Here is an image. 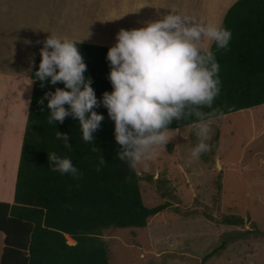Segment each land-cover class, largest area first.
Listing matches in <instances>:
<instances>
[{
  "label": "trees",
  "instance_id": "1",
  "mask_svg": "<svg viewBox=\"0 0 264 264\" xmlns=\"http://www.w3.org/2000/svg\"><path fill=\"white\" fill-rule=\"evenodd\" d=\"M220 25L230 30L231 39L226 49L211 45L220 79L213 108L226 114L264 103V0H236ZM77 47L86 64L84 76L91 80L98 101L93 111L104 119L92 133V144L83 141L81 127L71 115L63 123L49 124L45 94L67 89L62 82L51 84L50 78L42 86L34 77L40 53L35 57L13 201H0V232L4 233L0 264H109L103 230L144 227L166 207V203L150 207L142 202L139 181L145 175L117 156L120 146L114 121L102 104L103 93L112 91L107 59L112 46L77 42ZM194 120H173L168 127L192 125ZM56 132L69 135L71 150ZM53 152L70 158L79 177L51 171L48 154ZM100 157L105 164H100Z\"/></svg>",
  "mask_w": 264,
  "mask_h": 264
},
{
  "label": "rangeland",
  "instance_id": "2",
  "mask_svg": "<svg viewBox=\"0 0 264 264\" xmlns=\"http://www.w3.org/2000/svg\"><path fill=\"white\" fill-rule=\"evenodd\" d=\"M160 1L165 10L155 8V20L172 9L200 22L220 25L224 12L236 0ZM135 2L25 0L18 12L27 10V18L39 22L33 27H39L34 31L35 41L42 30L44 41L55 35L100 46L111 42L114 46L121 29H138L147 24L142 11L128 9ZM10 7L9 15L15 14L16 8ZM39 8L50 14L49 25L42 26V17L33 15ZM112 10L123 14L121 21L106 22ZM9 15H4L5 23ZM103 17L104 22L100 21ZM122 23L126 26L122 27ZM88 32V39L94 38V43L87 41ZM39 44L40 48L44 46L42 41ZM6 61L2 66L9 65V59ZM25 62L30 66L32 59ZM25 89L24 101L29 102L32 87L26 85ZM7 106L12 104L6 103L5 111ZM211 127L207 141L211 151L199 160L190 157L198 140L195 129L188 125L176 128L179 134L149 162L147 171L140 165L135 168L145 175L139 181L142 202L150 207L166 203V207L151 216L144 227L104 229L109 264H264V103L219 115Z\"/></svg>",
  "mask_w": 264,
  "mask_h": 264
},
{
  "label": "clouds",
  "instance_id": "3",
  "mask_svg": "<svg viewBox=\"0 0 264 264\" xmlns=\"http://www.w3.org/2000/svg\"><path fill=\"white\" fill-rule=\"evenodd\" d=\"M90 35L88 32L86 38ZM230 39V30L222 25L200 22L175 11L142 28L121 29L117 33L115 45L107 52L112 91L103 93L102 104L114 121L115 140L120 146L117 156L121 161L132 169L140 165L147 171L149 162L164 152L165 145L180 132L168 126L173 120L192 117L198 142L190 151L191 159L199 160L211 151L207 141L211 138L212 121L222 115L213 108L220 92V79L211 45L226 49ZM40 56L35 79L43 86V81L50 78L51 84L62 82L67 89L57 88L45 94L50 110L48 123H63L71 115L81 127L83 141L92 144V133L104 117L93 111L98 101L91 80L84 76L86 64L77 42L49 35ZM32 82L30 79L28 85ZM23 102L27 113L29 102ZM205 108L211 111H203ZM56 135L71 150L69 135ZM92 151L97 149L92 147ZM48 159L51 171L79 177L70 158H60L53 152ZM100 164H105L102 157Z\"/></svg>",
  "mask_w": 264,
  "mask_h": 264
},
{
  "label": "crops",
  "instance_id": "4",
  "mask_svg": "<svg viewBox=\"0 0 264 264\" xmlns=\"http://www.w3.org/2000/svg\"><path fill=\"white\" fill-rule=\"evenodd\" d=\"M24 1L25 0H0V201L6 202H12L14 195L17 159L19 157L21 139L27 115L24 110L23 102L26 93L25 87L26 85L32 87V83L28 85L29 80L31 79L29 78L30 72L35 57L40 53L41 48L39 43L41 41L44 43V32L42 30L38 39L35 41L36 35L34 31L38 30L39 27L37 29H33V27L39 24V22L35 19L31 20L27 18V10L21 12L23 14L18 12L20 4ZM135 1V4L133 3L128 9L136 11V13L142 11L141 13H144L143 15L146 17V23H150L153 20L156 21L153 17V13L156 10L155 8L159 7L165 10V5L160 0ZM11 5L12 8H16V12L13 15H9L8 13ZM148 5H151V7ZM43 9L44 11H41L39 8L38 12H33V15L35 14L36 17L40 15L42 17V26L46 24L49 25L47 18L50 14L45 12V8ZM167 11H172V9H168ZM6 14L9 15V22L7 21L5 23L4 15ZM122 16V13L112 10L106 16V22L109 21L110 23H114L116 21H121ZM104 20V17L100 19L102 22H104ZM20 24L22 25L21 27ZM28 26H30L32 31H29ZM125 26L126 23H122V27ZM115 27L117 28L119 25L117 26L116 24ZM115 27L114 29L116 31ZM120 28L121 27L117 30ZM87 41H90L91 43L95 42L94 38H87ZM107 44V46H113L111 42ZM7 59H9V65L6 67L2 66V63ZM10 59H12L11 62ZM25 59H32L30 66L29 62H25ZM23 65H26L27 67L22 69ZM28 97L30 98L29 94ZM10 98H12L14 102H12ZM8 102L12 104V107L7 106V111H5V104ZM10 149L11 153L8 154ZM216 159L219 161L218 158ZM3 234L4 233L0 232V255L4 245Z\"/></svg>",
  "mask_w": 264,
  "mask_h": 264
},
{
  "label": "water",
  "instance_id": "5",
  "mask_svg": "<svg viewBox=\"0 0 264 264\" xmlns=\"http://www.w3.org/2000/svg\"><path fill=\"white\" fill-rule=\"evenodd\" d=\"M218 166H219V163H218Z\"/></svg>",
  "mask_w": 264,
  "mask_h": 264
}]
</instances>
